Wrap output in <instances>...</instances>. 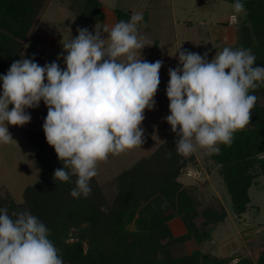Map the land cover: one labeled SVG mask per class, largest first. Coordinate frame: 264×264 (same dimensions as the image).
<instances>
[{"label": "clouds", "instance_id": "1", "mask_svg": "<svg viewBox=\"0 0 264 264\" xmlns=\"http://www.w3.org/2000/svg\"><path fill=\"white\" fill-rule=\"evenodd\" d=\"M232 12L234 22L246 15L242 0H235ZM142 20L137 12L94 33L78 28L62 43L63 69L55 61L40 66L21 52L0 76V144L13 141L7 125H26L31 116L25 110L43 101L45 139L63 162L54 177L64 183L76 177L74 199L91 195L100 162L144 143L141 125L145 110L155 106L162 61L141 57L149 46L139 34ZM177 52L178 65L168 70L165 118L179 137L176 151L185 158L199 150L219 154V145L230 147L234 133L250 123L258 99L250 93L264 87V67H254L256 56L243 47H225L211 61L207 52ZM49 235L29 211L10 215L0 208V264H64Z\"/></svg>", "mask_w": 264, "mask_h": 264}, {"label": "trees", "instance_id": "2", "mask_svg": "<svg viewBox=\"0 0 264 264\" xmlns=\"http://www.w3.org/2000/svg\"><path fill=\"white\" fill-rule=\"evenodd\" d=\"M242 2L246 16L235 49H251L256 56L254 67H264V0ZM44 3L0 0V76L17 60L22 47L19 41L29 37ZM84 5L88 14L95 12L102 17L97 0H84ZM114 14L119 21L128 20L120 10ZM85 19L93 25L97 18L90 15ZM250 94L264 99V87ZM258 105L256 101L250 123L234 133L231 146L220 144V153L210 156L219 166L231 210L238 215L250 202L251 188L264 177V104ZM25 133L40 179L25 189L23 203L0 198V208L7 207L10 215L13 211H29L36 216L50 230L49 239L64 264H227L203 250L182 257L170 252L177 243L193 240L202 246L209 242L224 211L218 199L204 195L207 191L179 183L178 177L195 164L194 155L185 158L177 153L175 141L179 137L168 139L152 156L122 171L113 181L116 193L108 200L94 178L89 197L72 198L76 177L67 183L54 177L63 162L46 142L44 132ZM175 218L181 219L186 228L181 237H173L168 226ZM71 236L73 241L68 242ZM254 257L255 261L241 257L234 264H264L263 253Z\"/></svg>", "mask_w": 264, "mask_h": 264}, {"label": "rangeland", "instance_id": "3", "mask_svg": "<svg viewBox=\"0 0 264 264\" xmlns=\"http://www.w3.org/2000/svg\"><path fill=\"white\" fill-rule=\"evenodd\" d=\"M101 4L102 17L84 9V0H45L38 17L32 25L29 37L19 41L25 58L34 57L40 66L57 62L65 67L62 43L75 38L78 28H87L90 33L111 27L119 22L114 12L120 10L130 17L143 13L138 24L139 34L147 38L141 57L150 63L162 61L160 84L154 97L155 106L145 110L142 122L144 143L140 147L127 150L119 155H109L106 162L97 166L94 178L107 199L116 193L114 179L142 158L152 156L168 139L176 136L171 131L166 117L170 115L166 88L169 82L168 70L178 65V48L203 55L208 53L211 61L223 48L235 49L239 43L241 22L246 15H240L238 22H232L231 2L211 0H97ZM96 17L95 24L86 22L88 16ZM127 20V21H128ZM125 21V20H124ZM106 38V34H105ZM27 46V47H25ZM176 53V54H175ZM59 57V59H58ZM20 54L17 60H19ZM2 73L1 76H3ZM2 85V81H0ZM2 91V88H0ZM258 106L264 104L263 97L257 99ZM12 105H9L11 110ZM31 120L23 126L7 125L13 139L8 144H0V198L14 203H23L24 191L39 181V169L26 131H43L47 107L41 101L36 108L25 110ZM195 164L189 165L178 181L183 186L202 189L206 196H214L223 208L222 220L214 227L210 241L202 246L193 240L177 243L170 252L174 257H182L198 249L207 251L219 260L234 264L239 258L254 260L257 253L264 254V177L249 192L250 202L243 214L231 210V201L221 178L219 166L210 160L203 150L193 154ZM173 237L186 234L181 219L169 222ZM74 231V229H71ZM73 241V236L68 242Z\"/></svg>", "mask_w": 264, "mask_h": 264}, {"label": "built area", "instance_id": "4", "mask_svg": "<svg viewBox=\"0 0 264 264\" xmlns=\"http://www.w3.org/2000/svg\"><path fill=\"white\" fill-rule=\"evenodd\" d=\"M230 20H231V16H230ZM232 21V20H231ZM232 22H234V21H232ZM235 23V22H234Z\"/></svg>", "mask_w": 264, "mask_h": 264}]
</instances>
